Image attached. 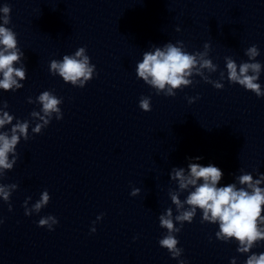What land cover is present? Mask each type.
Masks as SVG:
<instances>
[{
	"label": "clouds",
	"instance_id": "clouds-1",
	"mask_svg": "<svg viewBox=\"0 0 264 264\" xmlns=\"http://www.w3.org/2000/svg\"><path fill=\"white\" fill-rule=\"evenodd\" d=\"M0 11L5 14L4 23H10L8 14L11 8L5 5ZM178 43L180 46L168 43L163 49L156 48L154 52H145L142 62H139L136 66L137 77L155 88L157 95L163 91L165 96L174 97L176 95V92L173 91L174 89L182 90L193 83L188 77H191L194 72L197 75H203V69H208L210 72L217 70V65L213 64L210 59L205 58L206 53H189L183 50L182 41H178ZM16 45L15 33L9 28L0 26V46H2L0 48V73L3 75V79H0V89L6 92L14 87L17 89L22 87L18 83L17 78L20 80L26 78V70L24 68L13 66L23 55V53L19 52ZM205 47L207 48L208 45H205ZM84 53L85 48L81 47L76 51L75 57H83L82 59L65 55L62 62L52 60L50 65L51 72L59 73L66 83L71 82L76 85L79 80V86L81 88L84 87V81H90L93 78V69L95 67V65L89 66V57L84 55ZM259 54V49L256 45H252L246 50V55L250 60H254ZM197 56H199V60ZM225 59L229 83L238 84L245 90L255 93L257 97L264 96V92L261 91V85L256 82L261 71L259 62H242L238 66L233 59L229 57ZM250 71L253 73L252 75L248 74ZM223 75L221 73L222 78ZM81 78L83 79L81 80ZM208 82L212 83L216 89H223V85L220 83L215 81ZM198 98L197 96L188 97L187 99L189 104H191ZM38 100L43 105L42 111L45 114L40 116V119L46 125L48 120L45 117L50 116L52 112H60L57 106L61 101L49 91L42 92ZM139 107L144 112H150L152 110L150 97H141ZM32 115L39 116V113L34 112ZM58 119H62V117H58ZM11 121L12 117L5 112L3 117L0 118V128L6 123H11ZM42 126L37 125L33 131L39 132ZM27 128V122L23 124L17 123L12 128L10 138L7 134H0V168L11 169L13 167L15 160L10 163L8 155L14 151L20 139L16 134L17 131L27 138ZM190 159L199 161L202 157L197 156ZM188 169L187 175H185L183 168L173 169L172 178L179 181L180 189H187L189 186L194 187V191L188 194L185 201L190 208L179 211L184 205L176 195H172V203L175 204L179 212L175 216V220L180 222V227L174 226L171 209L167 210L166 215H161L159 217L160 227L166 228L169 234L159 240L160 247L167 249L173 259L181 255L183 249L177 247L179 240L172 233H179L185 221L192 223L197 208L202 210L201 223L204 221H209L213 224L218 223L219 231L216 232V237L224 242L230 240L238 241L237 251L240 253H249L257 242L264 241V229L260 228V224H264V216L261 215L262 211H264V189L258 186L261 180H264V176L257 180H253L251 174H243L239 177V183L251 189L249 192L244 188L237 189L234 184L217 187L222 179L223 172L212 164L202 166L200 163L192 162L188 164ZM198 181H202V183L198 184ZM11 187H15V185ZM135 194L134 190L132 195ZM0 195L7 200L10 193L5 190L4 186H0ZM49 200L50 195L45 190L41 199L33 206L34 210L39 211L49 203ZM25 215H30V213L26 210ZM102 216L103 214L98 216L97 220L102 219ZM49 221L55 224L58 223L55 216L49 215L42 217L38 221V227L48 225L49 231L54 230L49 225ZM95 230V227L91 229L92 232H95ZM180 264H185V261H180ZM232 264H235V258H233ZM246 264H264V253H252L247 257Z\"/></svg>",
	"mask_w": 264,
	"mask_h": 264
}]
</instances>
